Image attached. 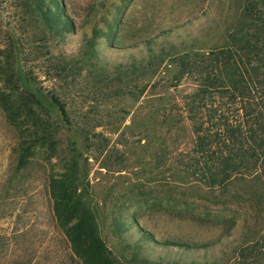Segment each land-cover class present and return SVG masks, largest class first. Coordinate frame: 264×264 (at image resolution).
<instances>
[{"label": "rangeland", "instance_id": "rangeland-1", "mask_svg": "<svg viewBox=\"0 0 264 264\" xmlns=\"http://www.w3.org/2000/svg\"><path fill=\"white\" fill-rule=\"evenodd\" d=\"M24 2L0 0V50L6 48L0 60L13 55L12 61L41 91H56L70 120L59 123L63 125L56 137L54 165L44 159L43 148L20 169L18 135L0 106V264H83L57 222L49 191L51 170L63 171L72 154L79 156L99 211L102 237L119 264H264V204L256 207L264 190L256 186L251 196L243 184L222 193L200 184L180 187L173 174L181 160L160 163L159 145L145 143L141 118L146 93L140 94L144 81L111 80L117 65L146 56L147 37L189 39L213 20L221 23L212 26L216 31L225 27L224 17L235 15L232 1L66 0L76 31L58 40L46 39L42 25L28 18ZM116 16L122 20L113 31L124 44L114 47L105 37L98 39L97 64L85 55L87 39L94 28L106 30ZM81 59L87 63L82 71L74 70L65 79L53 77L63 61ZM122 85L129 87L122 90ZM192 90L193 84L185 80L169 92L176 96ZM161 127L153 131L155 137L166 136L170 150H176V132ZM176 131L182 148H188L186 126ZM121 215L137 218L138 224L131 223L120 234L114 222ZM139 229L154 239H143ZM201 244L207 246L196 247ZM247 247L249 253L243 252Z\"/></svg>", "mask_w": 264, "mask_h": 264}, {"label": "trees", "instance_id": "trees-1", "mask_svg": "<svg viewBox=\"0 0 264 264\" xmlns=\"http://www.w3.org/2000/svg\"><path fill=\"white\" fill-rule=\"evenodd\" d=\"M231 1L230 10L235 15L224 17L225 27L216 31L213 27L218 28L221 23L213 20L189 39L147 37L143 40L148 48L146 56L117 65L111 80L121 84L129 78L144 81L140 94L146 93L141 118L145 143L159 145L156 160L160 163L181 160L173 174L180 187L200 184L222 193L243 184L253 196L256 186L264 190V0ZM23 7L28 18L42 25L46 39H63L76 31V21L66 0H25ZM121 20L116 16L106 30L93 29L85 51L90 60L100 62V38L105 37L114 47L124 44L123 38L113 31ZM5 50L2 48L0 53ZM6 56L0 60V106L18 135V168H25L43 148L47 151L44 159L54 165L56 137L59 125H63L59 123L70 120L67 105L56 91H41L21 65L12 61L14 56ZM75 62L63 61L53 77L65 79L87 65L82 64V59ZM185 80L193 84V90L171 96L169 91L182 87ZM127 87L122 85L120 89ZM115 88L112 89L116 93ZM134 122L136 126V119ZM159 125L163 132H176L178 140L175 139L174 146L180 144L176 150H170L166 136L155 137L153 131ZM183 126L191 135L185 149L176 131ZM65 161L63 171L51 170L49 191L54 215L73 253L83 264H119L102 237L99 211L79 156L72 154ZM259 198L256 207L264 204L263 196ZM114 223L123 234L138 220L121 215ZM139 232L143 239L153 238L144 229ZM170 243L191 247L184 242ZM245 250L249 253L250 248Z\"/></svg>", "mask_w": 264, "mask_h": 264}]
</instances>
